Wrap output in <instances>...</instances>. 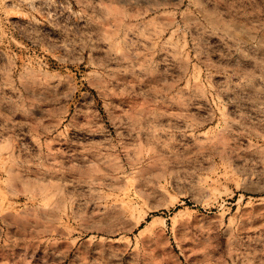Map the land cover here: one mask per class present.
<instances>
[{
  "label": "rangeland",
  "instance_id": "obj_1",
  "mask_svg": "<svg viewBox=\"0 0 264 264\" xmlns=\"http://www.w3.org/2000/svg\"><path fill=\"white\" fill-rule=\"evenodd\" d=\"M0 264H264V0H0Z\"/></svg>",
  "mask_w": 264,
  "mask_h": 264
}]
</instances>
